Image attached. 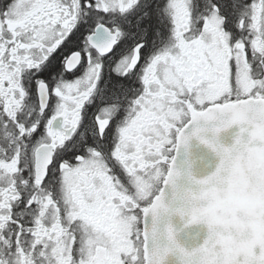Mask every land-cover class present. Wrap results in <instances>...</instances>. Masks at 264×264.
Instances as JSON below:
<instances>
[{
	"label": "snow or ice",
	"instance_id": "1",
	"mask_svg": "<svg viewBox=\"0 0 264 264\" xmlns=\"http://www.w3.org/2000/svg\"><path fill=\"white\" fill-rule=\"evenodd\" d=\"M0 264H264V0H0Z\"/></svg>",
	"mask_w": 264,
	"mask_h": 264
}]
</instances>
